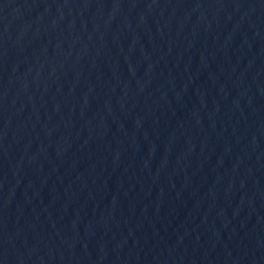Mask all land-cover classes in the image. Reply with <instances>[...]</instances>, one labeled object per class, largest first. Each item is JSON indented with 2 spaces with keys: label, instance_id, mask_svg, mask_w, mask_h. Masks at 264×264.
I'll list each match as a JSON object with an SVG mask.
<instances>
[{
  "label": "water",
  "instance_id": "water-1",
  "mask_svg": "<svg viewBox=\"0 0 264 264\" xmlns=\"http://www.w3.org/2000/svg\"><path fill=\"white\" fill-rule=\"evenodd\" d=\"M0 264H264V0H0Z\"/></svg>",
  "mask_w": 264,
  "mask_h": 264
}]
</instances>
